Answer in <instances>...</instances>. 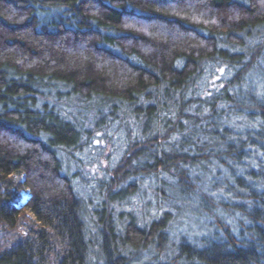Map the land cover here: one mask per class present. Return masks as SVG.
I'll return each instance as SVG.
<instances>
[{"label":"trees","instance_id":"16d2710c","mask_svg":"<svg viewBox=\"0 0 264 264\" xmlns=\"http://www.w3.org/2000/svg\"><path fill=\"white\" fill-rule=\"evenodd\" d=\"M114 124L95 208L65 156ZM0 264H264V0H0Z\"/></svg>","mask_w":264,"mask_h":264},{"label":"rangeland","instance_id":"374dc122","mask_svg":"<svg viewBox=\"0 0 264 264\" xmlns=\"http://www.w3.org/2000/svg\"><path fill=\"white\" fill-rule=\"evenodd\" d=\"M125 136V130L118 124L104 128L102 131L94 130L85 149L65 156V162L71 165L72 173H77L75 181L77 188L87 200H91L95 208L106 199V183L110 182L99 180H107L111 177L126 146ZM23 196L27 199L30 196L29 191ZM157 206L153 191L143 183L134 194L127 193L118 208L119 212L123 213V218H127L131 213L139 223L144 224L157 216ZM91 224L94 226L92 221ZM203 224V218L182 217L173 226L172 241L178 242L182 236L204 234Z\"/></svg>","mask_w":264,"mask_h":264}]
</instances>
